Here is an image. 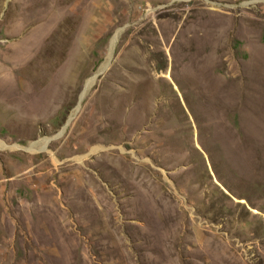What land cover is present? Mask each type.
Here are the masks:
<instances>
[{
  "label": "rangeland",
  "instance_id": "rangeland-1",
  "mask_svg": "<svg viewBox=\"0 0 264 264\" xmlns=\"http://www.w3.org/2000/svg\"><path fill=\"white\" fill-rule=\"evenodd\" d=\"M105 2L75 93L0 109V264H264V0Z\"/></svg>",
  "mask_w": 264,
  "mask_h": 264
},
{
  "label": "bare ground",
  "instance_id": "bare-ground-1",
  "mask_svg": "<svg viewBox=\"0 0 264 264\" xmlns=\"http://www.w3.org/2000/svg\"><path fill=\"white\" fill-rule=\"evenodd\" d=\"M102 2L35 0L34 6L4 10L0 27L7 35L18 37L7 43L0 42V109L3 113L11 114L13 120L35 125L44 120L46 113L75 93L81 77L79 65L85 59L88 44L100 31H104L117 14L113 5L106 2L102 5ZM171 24L175 42L178 23ZM251 56L258 62L264 61V51H259L253 44ZM130 68L133 70L134 67ZM90 83L88 80L87 85ZM136 85L133 84V87ZM105 88V84L99 83L101 98L106 95L102 99L105 104L102 110L115 112L120 102H125L136 113L138 98H130L129 87H126L128 90L122 101L114 93L104 92ZM106 104L109 105L106 107ZM125 124L130 126L128 122ZM157 147L160 149L161 144Z\"/></svg>",
  "mask_w": 264,
  "mask_h": 264
}]
</instances>
